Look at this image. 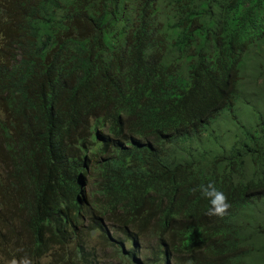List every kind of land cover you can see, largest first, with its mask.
<instances>
[{
	"label": "trees",
	"instance_id": "16d2710c",
	"mask_svg": "<svg viewBox=\"0 0 264 264\" xmlns=\"http://www.w3.org/2000/svg\"><path fill=\"white\" fill-rule=\"evenodd\" d=\"M14 259L264 264V0H0Z\"/></svg>",
	"mask_w": 264,
	"mask_h": 264
},
{
	"label": "clouds",
	"instance_id": "9594fccd",
	"mask_svg": "<svg viewBox=\"0 0 264 264\" xmlns=\"http://www.w3.org/2000/svg\"><path fill=\"white\" fill-rule=\"evenodd\" d=\"M201 196L209 200V208L206 211V215L211 216H224L227 210L230 208V203L227 200L226 195L219 191L213 182L207 184H201L199 186ZM11 264H18L14 259ZM19 264H30V262L21 261Z\"/></svg>",
	"mask_w": 264,
	"mask_h": 264
}]
</instances>
